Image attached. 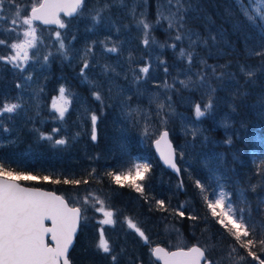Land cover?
<instances>
[{
	"label": "rangeland",
	"instance_id": "1",
	"mask_svg": "<svg viewBox=\"0 0 264 264\" xmlns=\"http://www.w3.org/2000/svg\"><path fill=\"white\" fill-rule=\"evenodd\" d=\"M39 1L2 0L1 175L17 180L36 178L31 174L33 168L30 169L36 160L32 156L31 141L51 150L61 151L68 145L86 150L94 138V122L101 111L112 113L111 122L115 123L121 140V160L127 152L132 158L138 149H150L161 130L171 129L173 115L178 120L177 131L192 135L200 143L201 120L213 105L211 86L204 77V70L218 68L222 76L232 78L231 70L219 63L218 54L223 51L225 42L216 33L210 31L211 45L202 50L199 33L184 28L174 39L183 38L185 46L182 44L181 49H176V44H171L172 53L177 52L176 59L169 56L166 41L157 38L156 25L149 29L148 0H86L78 17L73 21L63 19L61 29L43 27L30 19L29 9ZM198 1L163 0L160 8L167 22L163 29L172 28L173 17L196 16L200 11ZM78 23L83 24L80 33L73 29ZM165 51L168 56H164ZM5 57L8 62H3ZM55 59L68 66L66 76H55ZM181 59L183 61L178 63ZM244 70L252 74L257 69L245 66ZM221 124L229 127L227 115L221 117ZM133 125L142 128L136 131ZM98 137L97 134V140ZM134 140L138 145L136 150ZM195 154L210 159L217 177L222 180L223 155L204 157L200 149ZM151 166L149 161L132 159L114 175L120 181H135ZM19 169L25 171L20 173ZM156 176L160 178L158 185H173L172 176L163 169H158ZM71 197V202L67 200L82 209L81 225L89 223L84 228L88 231L83 239L91 240L99 233L97 241L88 244L101 250L107 258L95 261L89 256V262L156 264L152 249L160 242L144 236V228L133 217L120 219L96 191L72 192ZM237 199L233 200L221 187L216 211L222 223L242 229L244 196L240 191ZM184 205L185 202L181 203L182 207ZM83 211L87 212L85 222ZM167 232L176 231L167 226ZM136 243L149 245L145 255L131 254L129 247L139 249Z\"/></svg>",
	"mask_w": 264,
	"mask_h": 264
},
{
	"label": "trees",
	"instance_id": "2",
	"mask_svg": "<svg viewBox=\"0 0 264 264\" xmlns=\"http://www.w3.org/2000/svg\"><path fill=\"white\" fill-rule=\"evenodd\" d=\"M198 2L200 11L196 16L173 17L169 31L163 29L167 24L160 8L163 0H150L146 18L149 29L156 25V36L160 41H166L167 52L172 58L177 59L178 55L172 53L171 44H176V49L186 44L183 38L174 39L186 27L199 33L202 50L211 45L210 31L225 42L218 59L227 70H231L232 78L222 76L218 68L204 70V77L211 86L213 105L201 120L200 143L192 135L177 131L179 124L175 115L173 124L169 125L172 130H168L178 149L182 185L180 179L162 165L152 146L148 150L138 149L132 158L127 152L121 160V140L115 123L111 122L112 113L108 115L102 111L94 122L98 140L92 138L86 150L69 145L61 151L51 150L31 141L32 156L36 160L32 158L35 164L30 169L33 168L31 174L36 178L20 177L19 181L54 190L70 202L72 192L96 191L108 201L120 219L133 217L139 222L145 229H142L144 236L167 245V248L198 244L206 250L213 264H264V0ZM77 17L78 14L68 20ZM82 26L78 23L73 29L80 33ZM165 55L168 56L166 51ZM245 66L257 70L250 74L244 70ZM54 71L55 76H66L69 69L64 62L55 59ZM223 115L229 117V127L222 126ZM133 146L136 150L135 140ZM197 149L204 157L224 156V185L217 177L213 162L195 154ZM132 159L149 161L152 166L138 180L116 179L114 174ZM158 169L172 176V186L158 185ZM19 171L23 173L25 169ZM221 187L235 201L238 200L237 192L244 196L242 229L222 223L221 216L217 215ZM83 214L85 222L87 212L83 211ZM86 224L89 223L81 225L70 251L72 264H95L88 261L89 256L95 261L106 258L101 250L97 251L88 244L97 241L99 233L91 240L83 239L88 231L84 230ZM167 226L176 232H167ZM113 236L115 246H118L115 234ZM135 246L139 249L129 247L131 254L145 255V248L149 245L136 243Z\"/></svg>",
	"mask_w": 264,
	"mask_h": 264
},
{
	"label": "water",
	"instance_id": "3",
	"mask_svg": "<svg viewBox=\"0 0 264 264\" xmlns=\"http://www.w3.org/2000/svg\"><path fill=\"white\" fill-rule=\"evenodd\" d=\"M83 1L41 0L30 9V17L43 25L61 28V15L76 16ZM152 147L162 165L182 185L170 131L163 129ZM81 217V208L62 194L0 174V264H72L69 254L80 230ZM152 254L158 264H212L198 244L173 249L156 244Z\"/></svg>",
	"mask_w": 264,
	"mask_h": 264
},
{
	"label": "flooded vegetation",
	"instance_id": "4",
	"mask_svg": "<svg viewBox=\"0 0 264 264\" xmlns=\"http://www.w3.org/2000/svg\"><path fill=\"white\" fill-rule=\"evenodd\" d=\"M41 1V0H40ZM39 1V2H40ZM38 2V3H39ZM37 3V4H38ZM37 4H34L33 6H31L30 7V9L32 8V7H34L35 5H37ZM2 6H3V3H2V0H1V3H0V12H1V10H2ZM30 9H29V17H30ZM71 18H74V17H71ZM71 18H68V17H65L64 15H61V19H62V22H63V19H71ZM30 19H31V17H30ZM33 22H36V24H39V25H42L43 27H55V26H46V25H43L42 23H40L39 21H36V20H33V19H31ZM63 26H64V22H63ZM63 26L61 27V28H63ZM56 28V27H55ZM61 28H57V29H61ZM3 62H8V58H3ZM5 73H7V72H5ZM12 75V74H11Z\"/></svg>",
	"mask_w": 264,
	"mask_h": 264
},
{
	"label": "bare ground",
	"instance_id": "5",
	"mask_svg": "<svg viewBox=\"0 0 264 264\" xmlns=\"http://www.w3.org/2000/svg\"><path fill=\"white\" fill-rule=\"evenodd\" d=\"M93 1H95V0H93ZM148 2H149V4H148V8H149L150 7V0H148ZM170 124H173V122H171ZM133 126L135 127L136 131L140 130L142 128L141 125H133ZM133 148H135V147L133 146Z\"/></svg>",
	"mask_w": 264,
	"mask_h": 264
}]
</instances>
